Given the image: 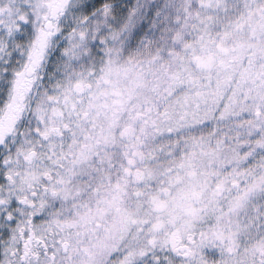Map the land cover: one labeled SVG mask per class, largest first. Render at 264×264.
<instances>
[{"label":"snow or ice","instance_id":"snow-or-ice-1","mask_svg":"<svg viewBox=\"0 0 264 264\" xmlns=\"http://www.w3.org/2000/svg\"><path fill=\"white\" fill-rule=\"evenodd\" d=\"M0 264H264V0H0Z\"/></svg>","mask_w":264,"mask_h":264}]
</instances>
